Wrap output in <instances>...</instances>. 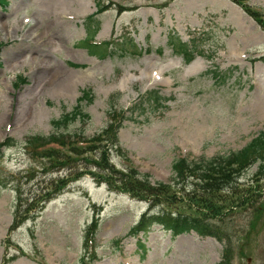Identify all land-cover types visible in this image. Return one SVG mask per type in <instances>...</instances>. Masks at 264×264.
<instances>
[{
  "label": "rangeland",
  "instance_id": "obj_1",
  "mask_svg": "<svg viewBox=\"0 0 264 264\" xmlns=\"http://www.w3.org/2000/svg\"><path fill=\"white\" fill-rule=\"evenodd\" d=\"M7 1L0 4V143L12 138L17 144L0 148V264H218L224 243L195 230L174 235L154 223L146 234L130 235L143 213L161 207L117 184L110 188L93 172H82L84 164L79 179L70 181L78 161L56 170L24 144L54 132L98 135L111 119L109 97L122 93L115 106L125 115L121 150L99 149L123 173L128 158L152 182H171L179 157L198 161L242 149L264 130V30L244 4L264 13V0ZM97 23L94 32L89 25ZM171 35L191 46L197 40L193 60L172 50ZM89 40L104 42L108 52L100 57L103 47H88ZM83 90L94 96L83 101L91 118L55 129L53 120L71 112ZM257 170L258 163L226 190L237 196L249 187L255 191L245 208L226 209L232 264H248V258L264 264V212H254L264 201V172ZM123 173L116 174L119 181ZM54 177L63 179L62 192L42 202L39 216L13 226L19 196L24 209L16 217L23 221L28 199ZM174 187L175 203L165 212L179 215L193 197L187 195L195 188L193 177ZM33 206L36 213L41 205Z\"/></svg>",
  "mask_w": 264,
  "mask_h": 264
},
{
  "label": "trees",
  "instance_id": "obj_2",
  "mask_svg": "<svg viewBox=\"0 0 264 264\" xmlns=\"http://www.w3.org/2000/svg\"><path fill=\"white\" fill-rule=\"evenodd\" d=\"M244 2L245 0H236ZM1 4H6V0H0ZM246 11L261 25L264 30V13L253 8L248 4H244ZM103 8H99L98 13L103 12ZM93 19L90 17L89 20ZM91 22V21H90ZM99 25L92 26L94 32L98 29ZM169 45L176 53L182 54L185 61H191L195 56V51L198 45L197 40L193 39V46L189 43H183L180 39L168 37ZM124 42V38L120 40ZM127 42V41H126ZM97 47V46H95ZM121 52H126L127 49H120ZM95 53V52H93ZM102 53V51H101ZM122 94L117 93L116 96L111 95L109 104V115L111 117L108 126L102 130L100 134L93 138H83L78 133L54 132L49 136L35 135L27 140V146L30 147L34 156L48 158L50 166L56 170H62L66 167L73 168V162L78 161V166L75 171H71L68 177L70 180L78 179L83 173H80L82 164L86 169L82 172H93L95 176H99L101 180L108 183L110 188L117 184L118 189L133 194L134 197L150 202L152 207L160 206L162 212L151 215L148 213L143 214L140 222L133 226L130 233L139 234L141 231L145 233L150 230V226L154 223H160L168 229H171L175 234L194 228L202 235H210L216 237L219 241L224 243V250L222 260L218 264H232L234 246L232 241V233L230 225L227 224L225 216L228 214L226 209L232 211L233 207L245 208L247 202L252 201L251 197L255 194L252 187L245 189L244 192L237 196V191L233 190L232 193H226L228 189H233L234 184L237 183L238 177L243 171L248 169L255 163H259L260 174L264 172V131H261L254 137L244 148L238 151L231 152L226 155H220L214 158H202L198 161H189V158L182 157L174 161L172 178L173 183H165L162 181L150 180L149 173H143L136 167L132 166L130 161H127V173H123V169L116 168L114 164L109 161V153L107 150H100L103 145L106 149L111 151L114 147L120 151V141L118 131L122 126V121L125 116L120 115L118 110H115L119 99ZM157 100L160 96H157ZM91 103L93 101V93L91 90H84L82 96L79 98L78 105L71 112L65 113L61 118L53 121L55 129H62L69 127V124L78 118L84 120L90 118V114L85 112L82 108V102ZM155 102V99L152 98ZM15 140L7 139L0 146L9 145ZM106 141V142H105ZM99 149V150H98ZM119 155H125L119 153ZM120 172L125 174L126 178H121L119 181L116 174ZM259 175V173H258ZM193 177V184L195 188L187 193L193 195L191 199L186 202L187 208L179 207V215H172V213L165 212L168 207L175 203L176 192L174 185L184 183L186 178ZM65 183L61 177H54V179L45 184V189L41 192L40 196L34 198L35 204L40 200H47L60 192ZM185 187L179 190L183 191ZM262 193V191H259ZM182 193V192H181ZM183 194V193H182ZM19 208L17 215L21 218L19 213L22 210L23 199L19 197ZM30 205L33 207V205ZM190 212V213H186ZM254 212L259 214L264 212V201L256 205ZM16 220L17 224L20 220ZM91 232L97 230V222L95 221L89 228Z\"/></svg>",
  "mask_w": 264,
  "mask_h": 264
},
{
  "label": "bare ground",
  "instance_id": "obj_3",
  "mask_svg": "<svg viewBox=\"0 0 264 264\" xmlns=\"http://www.w3.org/2000/svg\"><path fill=\"white\" fill-rule=\"evenodd\" d=\"M35 20V18H33V20L32 21H34ZM29 22H31V19L29 18V17H23V23H29ZM9 31V30H8ZM26 60V59H25ZM24 60V61H25ZM24 61H22L23 63H24ZM2 91V90H1Z\"/></svg>",
  "mask_w": 264,
  "mask_h": 264
},
{
  "label": "water",
  "instance_id": "obj_4",
  "mask_svg": "<svg viewBox=\"0 0 264 264\" xmlns=\"http://www.w3.org/2000/svg\"><path fill=\"white\" fill-rule=\"evenodd\" d=\"M249 261H251V259H249Z\"/></svg>",
  "mask_w": 264,
  "mask_h": 264
}]
</instances>
